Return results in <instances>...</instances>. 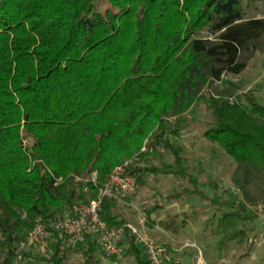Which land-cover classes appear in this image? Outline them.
<instances>
[{
    "label": "trees",
    "instance_id": "16d2710c",
    "mask_svg": "<svg viewBox=\"0 0 264 264\" xmlns=\"http://www.w3.org/2000/svg\"><path fill=\"white\" fill-rule=\"evenodd\" d=\"M247 1L0 0V264H12L38 219L51 225L96 199L126 160L136 159L135 189L151 173L187 176L173 139L201 101L212 114L204 137L233 159L241 198L217 203L229 207L213 215L219 244L249 240V209L264 206V105L234 101L231 80L212 92L264 50V17H247ZM162 149L174 164L137 167ZM115 201L100 209L110 227L127 224ZM160 208L146 211L149 226ZM159 224L179 232L174 221ZM51 231L48 255L23 251L28 261L71 264L76 252L101 264L95 234L73 242ZM123 240L125 256L149 264L129 230Z\"/></svg>",
    "mask_w": 264,
    "mask_h": 264
},
{
    "label": "rangeland",
    "instance_id": "374dc122",
    "mask_svg": "<svg viewBox=\"0 0 264 264\" xmlns=\"http://www.w3.org/2000/svg\"><path fill=\"white\" fill-rule=\"evenodd\" d=\"M246 3L247 17H264V0H248ZM249 55L245 70L239 75H225L222 82L214 85L212 92L225 87V81L231 80L239 87L234 101L246 103L244 95H247L256 97L264 105V50ZM211 123L212 114L207 104L201 101L189 112L181 135L173 139L174 145L182 148L188 175L151 173L145 185L136 188L130 196L115 201V213L135 227L146 228L149 235L168 248L173 258L180 259L174 264H196L200 253L208 264H264L263 205L261 209L257 206L249 209V240L244 245L228 244L222 247L219 244L220 234L213 215L219 216L229 210L228 206L219 205L221 202L237 205L241 198L231 184L235 167L233 159L219 145L212 144L204 137ZM174 162L172 152L162 149L147 161H139L137 167L161 168ZM92 178H96L95 174ZM208 198L219 204H214ZM156 204H160L161 208L153 213L155 223L174 221L179 227V232L174 233L173 237L166 235L162 227V230L148 227L146 211ZM97 240L99 242L98 236ZM99 246L96 255L101 264H135L133 257L124 255L127 247L124 241L119 254L109 257L104 254L100 242ZM27 252L48 255L44 247L27 246ZM69 259L71 264H84L80 253L74 252ZM28 263L39 262L31 260Z\"/></svg>",
    "mask_w": 264,
    "mask_h": 264
},
{
    "label": "built area",
    "instance_id": "2783aa9c",
    "mask_svg": "<svg viewBox=\"0 0 264 264\" xmlns=\"http://www.w3.org/2000/svg\"><path fill=\"white\" fill-rule=\"evenodd\" d=\"M135 160V158L129 159L116 166L105 185L100 189L98 197L90 203L74 206L69 215L51 225L38 219L28 234L26 245L20 247L12 264H29L23 251H27V246L44 247L51 239V229L67 234L73 242L82 240L85 233H93L98 236L102 250L108 255L119 254L126 230H129L135 236L137 244L143 249L149 264L179 262L180 259L173 258L169 254L168 248L149 235L145 228H138L129 223L110 227L101 218L100 209L104 198L109 197L119 201L135 191V177L128 173V168L135 163ZM257 207L261 209L262 205ZM189 245L196 246L195 244ZM196 264H208L203 254L200 253Z\"/></svg>",
    "mask_w": 264,
    "mask_h": 264
},
{
    "label": "crops",
    "instance_id": "0c3cea01",
    "mask_svg": "<svg viewBox=\"0 0 264 264\" xmlns=\"http://www.w3.org/2000/svg\"><path fill=\"white\" fill-rule=\"evenodd\" d=\"M234 188V187H233ZM208 200H210L211 202L213 201L214 202V204H217L218 202L217 201H215L214 199H211V198H208ZM252 208V207H251ZM250 208V209H251ZM117 214V213H116ZM119 215V214H118ZM120 216V218H123L121 215H119ZM152 221H154V217H153V214H152ZM128 223V222H127ZM154 223H155V221H154ZM130 224V223H129ZM147 225H148V227L149 228H151V229H153L154 227L155 228H158V229H160V230H162V228H161V226H160V224L159 223H155V224H151V225H153V226H149V224L147 223ZM146 229V228H145ZM166 235H168L169 237L171 236V237H173V235H174V233H171V232H167V231H164V230H162ZM124 241V240H123Z\"/></svg>",
    "mask_w": 264,
    "mask_h": 264
}]
</instances>
